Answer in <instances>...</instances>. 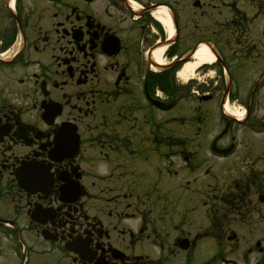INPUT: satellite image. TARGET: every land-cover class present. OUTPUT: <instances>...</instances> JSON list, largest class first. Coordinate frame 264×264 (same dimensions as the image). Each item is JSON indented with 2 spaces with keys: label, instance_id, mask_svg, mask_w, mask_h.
I'll list each match as a JSON object with an SVG mask.
<instances>
[{
  "label": "flooded vegetation",
  "instance_id": "1",
  "mask_svg": "<svg viewBox=\"0 0 264 264\" xmlns=\"http://www.w3.org/2000/svg\"><path fill=\"white\" fill-rule=\"evenodd\" d=\"M3 258L264 264V0H0Z\"/></svg>",
  "mask_w": 264,
  "mask_h": 264
},
{
  "label": "bare ground",
  "instance_id": "2",
  "mask_svg": "<svg viewBox=\"0 0 264 264\" xmlns=\"http://www.w3.org/2000/svg\"><path fill=\"white\" fill-rule=\"evenodd\" d=\"M161 20L163 21V23L166 26H171L168 17H161ZM162 51H163V48H159V49L154 51V58L158 62H162V60H163L161 58ZM214 59L215 58H214L213 54L209 51V49L207 47H205L204 45H202L193 54L192 60L188 61L187 63H185L183 65L182 69L178 72V75H179V77H181L182 79L185 80L194 74L195 69L199 65H201L203 63H211L214 61ZM225 110L228 111L229 113L235 114L237 116L240 115V113L234 111L232 108L228 107V105H226Z\"/></svg>",
  "mask_w": 264,
  "mask_h": 264
},
{
  "label": "rangeland",
  "instance_id": "3",
  "mask_svg": "<svg viewBox=\"0 0 264 264\" xmlns=\"http://www.w3.org/2000/svg\"><path fill=\"white\" fill-rule=\"evenodd\" d=\"M193 75H194V74H193ZM208 75H209V76L213 75V72H212L211 70H209ZM195 77H198V74H196V72H195Z\"/></svg>",
  "mask_w": 264,
  "mask_h": 264
}]
</instances>
